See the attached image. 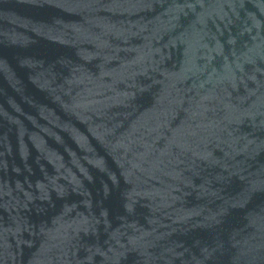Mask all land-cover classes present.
Segmentation results:
<instances>
[{
  "label": "water",
  "instance_id": "1",
  "mask_svg": "<svg viewBox=\"0 0 264 264\" xmlns=\"http://www.w3.org/2000/svg\"><path fill=\"white\" fill-rule=\"evenodd\" d=\"M0 264H264V0H0Z\"/></svg>",
  "mask_w": 264,
  "mask_h": 264
}]
</instances>
